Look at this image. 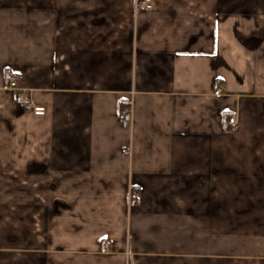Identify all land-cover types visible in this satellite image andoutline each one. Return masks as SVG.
I'll return each instance as SVG.
<instances>
[{
  "label": "crops",
  "instance_id": "1",
  "mask_svg": "<svg viewBox=\"0 0 264 264\" xmlns=\"http://www.w3.org/2000/svg\"><path fill=\"white\" fill-rule=\"evenodd\" d=\"M141 1L0 0V264H264V0Z\"/></svg>",
  "mask_w": 264,
  "mask_h": 264
},
{
  "label": "built area",
  "instance_id": "2",
  "mask_svg": "<svg viewBox=\"0 0 264 264\" xmlns=\"http://www.w3.org/2000/svg\"><path fill=\"white\" fill-rule=\"evenodd\" d=\"M141 5L145 9H149V0H142ZM14 77H20L19 75H14ZM16 102L23 108L31 111L36 116H44L47 113V109L43 105H38L34 103L25 93L19 92L16 95ZM133 109L131 107L126 108L119 114V121L123 127H130L133 124ZM230 124L233 127L237 126V117L235 115L231 116L229 119Z\"/></svg>",
  "mask_w": 264,
  "mask_h": 264
},
{
  "label": "trees",
  "instance_id": "3",
  "mask_svg": "<svg viewBox=\"0 0 264 264\" xmlns=\"http://www.w3.org/2000/svg\"><path fill=\"white\" fill-rule=\"evenodd\" d=\"M128 105H129V103H126V106H128ZM136 192H137V191L135 190L133 194H137Z\"/></svg>",
  "mask_w": 264,
  "mask_h": 264
}]
</instances>
